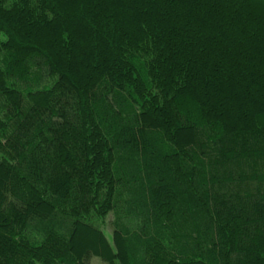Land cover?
I'll use <instances>...</instances> for the list:
<instances>
[{"label": "trees", "instance_id": "obj_1", "mask_svg": "<svg viewBox=\"0 0 264 264\" xmlns=\"http://www.w3.org/2000/svg\"><path fill=\"white\" fill-rule=\"evenodd\" d=\"M93 256L264 264V0H0V264Z\"/></svg>", "mask_w": 264, "mask_h": 264}, {"label": "rangeland", "instance_id": "obj_2", "mask_svg": "<svg viewBox=\"0 0 264 264\" xmlns=\"http://www.w3.org/2000/svg\"><path fill=\"white\" fill-rule=\"evenodd\" d=\"M122 213V212H121ZM88 222H92L98 225L107 236L108 240L112 242L111 230L115 216L112 212L107 213L105 216H98L96 214H90L84 217ZM91 264H105L99 257L93 256L90 260Z\"/></svg>", "mask_w": 264, "mask_h": 264}]
</instances>
